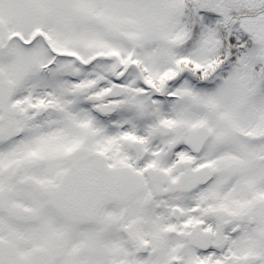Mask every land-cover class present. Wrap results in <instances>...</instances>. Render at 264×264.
I'll list each match as a JSON object with an SVG mask.
<instances>
[{"label":"snow or ice","instance_id":"1","mask_svg":"<svg viewBox=\"0 0 264 264\" xmlns=\"http://www.w3.org/2000/svg\"><path fill=\"white\" fill-rule=\"evenodd\" d=\"M0 264H264V0H0Z\"/></svg>","mask_w":264,"mask_h":264}]
</instances>
